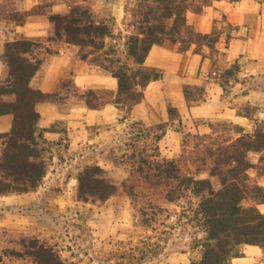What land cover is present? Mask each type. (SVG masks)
I'll list each match as a JSON object with an SVG mask.
<instances>
[{"label":"trees","instance_id":"trees-1","mask_svg":"<svg viewBox=\"0 0 264 264\" xmlns=\"http://www.w3.org/2000/svg\"><path fill=\"white\" fill-rule=\"evenodd\" d=\"M213 1L217 0H133L124 7L126 33L118 34L122 44L115 42V38L110 36L108 24L97 18L85 4H72L63 14L54 13L42 5L20 12L11 9L4 14L0 11V21L17 26L23 25L32 16L46 17L53 26L52 34L46 38L26 39L16 34L2 47L0 63L4 76L0 79V97L13 95L14 100L4 102L0 99V116H12L9 131L0 133V196L33 192L46 174V162L39 146L42 134L36 128L39 119L36 102L62 101L72 94L82 100L88 109L97 110L112 104L127 116L132 107L142 101L146 86L161 78L157 69L144 65L153 46L169 41L177 45L178 52H185L194 46V51L198 53L206 47L207 57L213 64L219 32L199 33L186 19L187 12L200 13ZM107 38L114 41L120 50L114 44L106 43ZM229 39L230 36L225 37L226 44ZM51 44L77 46L78 59L115 78L116 90L88 89L80 92L72 85L70 74L52 93L33 89L30 81L43 60L57 54V49H53ZM234 67H237L236 63L223 74L231 76ZM203 93L202 86H185L183 89L188 106L198 102L194 94L203 97ZM247 107L240 108L239 114L251 120ZM167 113L170 121L178 118L176 109L170 105L167 106ZM218 123L209 124V127H216ZM233 126L236 133L233 140L210 145L201 141L193 143L190 150L193 172L182 173L180 159H163L160 163L149 165L151 171L139 177L140 185L143 183L146 186L143 197L150 210L158 208L155 205L158 200L173 203L187 194L197 198L194 214L204 237L196 244L198 257L188 264H231L233 258L243 255L241 248L245 245L260 248L264 258V214L256 208L257 204L264 203V187L248 174L252 170L255 177L264 176V128L254 124L252 132L246 133L240 126ZM182 142L184 147L188 146L184 138ZM250 152L260 155L257 163L250 160ZM199 174H206V177L199 178ZM76 179L75 197L79 202L100 203L114 196L118 190L96 164L84 165L77 172ZM134 183L139 185L137 181ZM158 187H161L160 190L155 192ZM20 247L18 251L3 250L0 261L2 257H12L29 259L32 264H68L48 244L37 238L20 240Z\"/></svg>","mask_w":264,"mask_h":264},{"label":"crops","instance_id":"crops-1","mask_svg":"<svg viewBox=\"0 0 264 264\" xmlns=\"http://www.w3.org/2000/svg\"><path fill=\"white\" fill-rule=\"evenodd\" d=\"M101 4L102 8L92 6V9L104 16L111 15L115 20L122 17L121 1L112 5ZM66 11L64 3L52 5L54 13L63 14ZM186 19L195 31L202 34H209L216 27L232 28L228 43H225V38H219L213 64L207 57L206 47H203L202 53H198L194 51V46L185 52H178L177 45L169 41L161 46H153L144 65L157 69L161 78L146 86L142 101L134 105L127 116L123 115V119L120 118L121 111L112 104L97 110L88 109L82 100L72 94L62 101L36 102L35 109L39 115L36 128L41 132V138L47 144L45 146L50 148L44 156L46 174L41 185L33 192L0 196V208H3L0 229L17 235L34 234L42 229L43 234L45 228L50 227L52 209L61 211L72 206L81 215L90 211L96 233L101 230V235L108 234L118 221L115 202L110 198L94 204L79 202L75 197L76 174L91 162L98 166L106 163L103 157L116 143V136L123 130L125 121L145 127L166 124L158 145L160 152L166 155L163 159L173 160L183 147L184 132L181 127L185 122L212 124L226 121L248 132L247 127L252 120L239 114L240 108L249 105L264 114V0H217L200 13L187 12ZM2 22L0 54L4 42L13 40L16 34L26 39H37L46 38L53 31L52 24L43 16L29 17L23 25L10 24V28H6ZM51 47L57 49V54L43 60L30 81L33 89L52 93L60 81L70 74L72 85L80 92L88 89L116 90L115 78L78 59L77 46L51 44ZM233 63L237 66L234 74L224 78V71ZM3 76L0 63V79ZM185 86H202V100L188 106L183 94ZM0 99L12 102L14 96L2 95ZM168 105L178 113V118L173 121L168 118ZM174 121L176 125L172 126ZM11 124V115H1L0 133L9 131ZM56 124H60V128ZM250 177L264 187V176L255 177L253 173ZM36 208L40 214L35 213ZM256 208L264 214V203L257 204ZM241 252L243 255L233 258L231 264L252 263L262 255L260 248L250 245L243 246Z\"/></svg>","mask_w":264,"mask_h":264},{"label":"rangeland","instance_id":"rangeland-1","mask_svg":"<svg viewBox=\"0 0 264 264\" xmlns=\"http://www.w3.org/2000/svg\"><path fill=\"white\" fill-rule=\"evenodd\" d=\"M120 1L123 14L118 20L111 15L104 16L92 9V6L102 8V2L112 5ZM58 2L64 3L67 10L75 3L88 5L97 18L108 24L111 30L110 36L115 38V42L123 43L118 34L126 33L123 22L124 7L133 0H0V11L4 14L11 9L20 12L33 3L47 6L52 11V5ZM193 4L196 5V1ZM2 23L6 28H10V24L14 26L13 23L4 20ZM213 30L219 32V37L222 38L232 33V28L228 26L220 29L216 27ZM113 42L109 38L106 39L108 44H114ZM114 45L116 46V43ZM116 48L120 50V47L116 46ZM235 69L236 67L231 69V76ZM227 77L224 75V78L227 79ZM194 95L198 102L202 100L201 95ZM245 106H248L252 118L247 131L252 132L254 124L264 128V114H261L258 108ZM121 113L120 118L124 115L122 111ZM124 124L123 130L116 136V143L103 157V162L106 161V163L99 165L104 170V175L118 187L117 193L110 197L115 202L118 221L109 233L101 235V230L96 233L97 229L93 226V220H90V211L81 215L79 210L76 211L74 207L68 206L65 210L50 211V227H46L43 234L42 229L29 235L12 234L10 231L0 229V253L7 249L18 251L21 248L20 240L37 238L48 244L59 258L68 264H188L190 260L198 257L199 249L196 244L204 237V233L194 214L197 198L187 194L173 203L158 200L155 203L158 208L150 210L147 207L146 198L143 197L146 194V186L143 183L140 185V175L151 171L148 166L160 163L166 156L160 152L158 139L167 125L145 127L130 121H125ZM174 125L176 121L172 123V126ZM56 126L60 128V124ZM233 127V123L226 121H220L213 128L205 122H185L183 128L181 127L185 134L182 138L188 146H183L177 153L178 156L173 159H180L181 172H193V167L190 165V150L193 143L201 141L210 145L222 143L228 139L233 140L236 137ZM45 144L46 142L41 138L39 146L43 157L50 151ZM259 156L258 153H249L253 163H257ZM253 173L252 170L248 171L249 176H253ZM198 177L205 178L206 174H199ZM134 181L139 182V185L137 186ZM133 183L135 186L129 193L128 190ZM160 188L158 187L155 192ZM2 209L0 208V216H2ZM35 213L40 214L39 209L36 208ZM0 264H32V262L26 258L2 257ZM248 264H264L263 254Z\"/></svg>","mask_w":264,"mask_h":264}]
</instances>
